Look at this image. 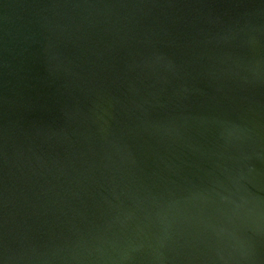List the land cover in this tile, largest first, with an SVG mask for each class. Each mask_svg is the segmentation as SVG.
Returning <instances> with one entry per match:
<instances>
[{
	"label": "water",
	"instance_id": "obj_1",
	"mask_svg": "<svg viewBox=\"0 0 264 264\" xmlns=\"http://www.w3.org/2000/svg\"><path fill=\"white\" fill-rule=\"evenodd\" d=\"M0 264H264V0H0Z\"/></svg>",
	"mask_w": 264,
	"mask_h": 264
}]
</instances>
